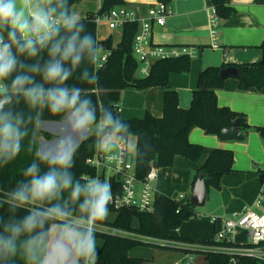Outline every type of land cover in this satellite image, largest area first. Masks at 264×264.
Wrapping results in <instances>:
<instances>
[{"label":"clouds","instance_id":"obj_1","mask_svg":"<svg viewBox=\"0 0 264 264\" xmlns=\"http://www.w3.org/2000/svg\"><path fill=\"white\" fill-rule=\"evenodd\" d=\"M103 53L70 0H0V168L34 139L45 111L105 153L131 135L130 122L93 99ZM74 163L73 151L40 153L14 186L0 184V264H95L114 194L108 179L78 177Z\"/></svg>","mask_w":264,"mask_h":264},{"label":"trees","instance_id":"obj_2","mask_svg":"<svg viewBox=\"0 0 264 264\" xmlns=\"http://www.w3.org/2000/svg\"><path fill=\"white\" fill-rule=\"evenodd\" d=\"M81 0H70L71 6ZM167 5L173 0H158ZM264 2V0H256ZM215 8L216 17L227 19L235 9L228 0H210ZM125 0H103L101 9L97 12L89 11L82 21L87 24L89 31L97 39V15L106 13L117 7L125 6ZM121 42L114 45L112 36L104 40L97 39L104 50H110V55L98 68L102 91H97L94 100L111 105L117 112L121 92L124 89H146L153 86L165 88L163 98V115L154 116L147 111L141 118L123 119L131 124V135L136 138L135 170L137 177L142 179L149 172L151 165L159 168L173 165L176 155L191 159H199L202 148L189 141V133L194 127L203 129L207 134L218 135L222 129L232 127L235 120L240 121V129L247 134L251 129L258 131L264 140V126L252 127L246 116L229 107H220L217 101V90L225 85L226 78L221 77V70L234 66L239 70V87L241 90L264 88V42L260 48L262 58L258 62L242 64H222L221 66H208L199 73L197 86L192 93L189 108L179 106L177 90L169 84L171 73H185L190 71L192 58L187 55L173 56L156 61L146 77L138 76L139 63L133 54L134 37L139 29L137 21H127L120 28ZM70 83H78L70 81ZM81 87L93 91L94 86L81 84ZM119 113V112H118ZM120 115V113H119ZM44 121H61L62 118L52 116L47 111L43 114ZM43 134L51 139L52 134L35 129L34 139L25 141V148L19 156L8 166L0 168V184L5 188L14 186L15 181L21 178L22 170L38 156V136ZM95 137L90 134L83 139L74 150V167L72 171L82 176L85 173L94 174V170L86 164V159L94 154ZM150 146V147H149ZM30 148V150H29ZM232 153L230 151H214L204 167L199 169L194 182L200 174H205L206 185H220V176L232 169ZM153 211L142 212L133 209H116L110 204V211L116 213L114 221L104 220L98 226L112 227L117 230L132 233L138 236L153 238L161 241H174L178 247L153 244L156 247L175 248L183 252H192L204 256L206 264H231L227 253L213 249L214 246L239 245L234 242L217 241L213 237L195 241L183 239L173 235L183 222L197 216L195 206L190 202L172 198L164 193L156 195ZM7 215L6 209L0 210ZM137 220V225L133 222ZM96 237L103 239L102 246L97 249L98 259L95 264H142L145 259L130 255L131 250L138 245L145 244L140 238L127 235L107 233L96 229ZM197 245V246H195ZM247 264H263L260 259L241 258ZM19 264V262H18Z\"/></svg>","mask_w":264,"mask_h":264},{"label":"crops","instance_id":"obj_3","mask_svg":"<svg viewBox=\"0 0 264 264\" xmlns=\"http://www.w3.org/2000/svg\"><path fill=\"white\" fill-rule=\"evenodd\" d=\"M125 1L126 7L136 10L140 15H146L148 9L159 2L158 0ZM228 1L235 11L231 17L219 19L213 13L210 0H173L164 26L154 25L152 35L157 44L178 50L187 48L195 52L191 57L190 71L171 73L169 76V84L177 90L179 106L182 108L190 107L199 73L206 67L253 63L262 58L260 46L264 42V2ZM102 4L103 0H99L97 8H85L81 13L83 16L80 15L81 19L89 11H99ZM97 24V39L104 40L112 36L114 45L121 42V29L111 28L106 20ZM164 92L163 86L142 90L124 89L119 100L121 118L127 120L141 118L147 111L156 117H161L164 109ZM217 101L220 107H229L242 112L252 127L264 126V88L241 90L239 80L236 77H229L226 78L224 87L217 90ZM59 124L62 126V132L60 148L57 151L74 152L83 139L72 145L74 134L62 120ZM242 133L243 140L223 141L218 135L207 134L203 129L194 127L189 133V141L202 148L199 159L176 155L172 166L158 169V177L153 182L156 192L187 201L191 198L197 171L205 166L214 151H230L234 159L232 169L220 176L219 187L213 185L207 187V200L201 211L196 212V217L183 222L184 224L174 230V236L195 241L209 239L221 229L224 219L234 217L247 207L256 208L264 192V140L254 129L247 134ZM181 195L183 197L180 199ZM261 205L264 206V200ZM115 218L116 213L112 220L108 218L106 220L114 221ZM105 228L120 231L112 227L97 226L100 231L106 232ZM120 233L123 236L128 234L123 231ZM232 240L239 245L251 242L249 233L245 230L237 231ZM154 244L170 247L180 245L174 241L156 239ZM183 253L175 248L155 247L152 250L153 255L149 260L145 259L142 264H174L182 258ZM203 264H206L204 256Z\"/></svg>","mask_w":264,"mask_h":264},{"label":"built area","instance_id":"obj_4","mask_svg":"<svg viewBox=\"0 0 264 264\" xmlns=\"http://www.w3.org/2000/svg\"><path fill=\"white\" fill-rule=\"evenodd\" d=\"M212 10L216 16L215 8L213 7ZM170 11V5L159 1L148 9L146 15H140L134 9L121 6L97 15L95 20L97 23L106 20L111 28L119 29L127 21L139 23V29L134 37L133 54L139 63V75L146 77L150 73L151 66L160 59L179 57L184 54L192 57L195 54L193 50L187 48L178 50L154 42L152 35L154 25L164 26ZM103 54L106 57L104 63L109 58L110 50H104ZM118 112H120L119 107ZM117 143L118 147L111 154L95 147L94 154L86 159V164L95 172L94 174L85 173L82 176L108 179L114 194V201L111 205L118 210L153 211L157 195L153 182L158 177V167L151 165L147 175L142 179L138 178L134 157L129 152L127 140ZM182 197L181 195L179 198ZM263 200L264 192L256 208L247 207L234 217L224 219L221 229L213 237L220 242H234L232 237L237 231L245 230L249 233L251 242L247 244L212 247L227 253L231 257V264H247L242 261V257L260 259L264 264V206L261 205ZM195 257L196 254L192 252H184L182 258L174 264H196Z\"/></svg>","mask_w":264,"mask_h":264},{"label":"rangeland","instance_id":"obj_5","mask_svg":"<svg viewBox=\"0 0 264 264\" xmlns=\"http://www.w3.org/2000/svg\"><path fill=\"white\" fill-rule=\"evenodd\" d=\"M99 4V0H82L79 3H76L73 6V10L77 12L79 15L85 10V8H97ZM83 16V15H81ZM137 75L139 76V73L137 72ZM60 121H44V123L40 126V129L42 131L48 132L52 134L51 139L45 138L43 134L38 136V153H53L54 151H57L60 148L59 141H60V134L62 132V126L59 124ZM85 137L81 136L77 139L72 140V145L76 144L77 141L84 139ZM71 145V146H72ZM128 149L129 152L132 154L133 157H135L136 152V138L134 136L128 137ZM203 207H197L195 208L196 212H200ZM115 216L114 212H109L107 218L112 220ZM196 217V216H195ZM133 222L134 226L137 224V220H134ZM54 227V226H53ZM106 232L109 233H120V231H113L110 228H105ZM55 233V229H54ZM127 236H135L137 238H140L142 241L145 242V244L138 245L133 250H131L130 255L135 257H142L144 259H148L151 257L152 250L155 249L156 246H154V239L142 237L138 235H131L127 234ZM156 242V241H155ZM103 243V239L101 237H96V248L98 249ZM196 264H203V256L201 254H196Z\"/></svg>","mask_w":264,"mask_h":264},{"label":"water","instance_id":"obj_6","mask_svg":"<svg viewBox=\"0 0 264 264\" xmlns=\"http://www.w3.org/2000/svg\"><path fill=\"white\" fill-rule=\"evenodd\" d=\"M239 70L234 66H229L221 70V77H238ZM240 121L235 120L232 127L224 128L219 133V138L223 141L243 140L244 135L240 129ZM207 200V185L205 174H200L193 184L190 202L196 207H203Z\"/></svg>","mask_w":264,"mask_h":264}]
</instances>
